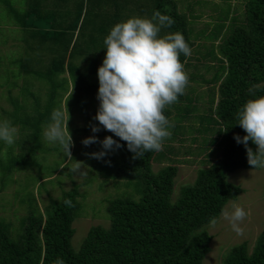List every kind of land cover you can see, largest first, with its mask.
I'll use <instances>...</instances> for the list:
<instances>
[{
    "label": "trees",
    "instance_id": "16d2710c",
    "mask_svg": "<svg viewBox=\"0 0 264 264\" xmlns=\"http://www.w3.org/2000/svg\"><path fill=\"white\" fill-rule=\"evenodd\" d=\"M200 1L150 0L151 6H172V11L164 14L171 16L175 23L171 28H162L159 35L180 32L191 51L194 47L204 45L195 42L199 33L205 30L204 27L194 33L186 14L177 10L178 5H184L196 11L194 7L198 3L200 5ZM100 3L104 4V1L97 0V4ZM61 6L64 7L58 9L62 11L55 9L53 12L58 10L55 14L59 19L61 17L62 30L55 32L53 36L46 35L45 44L54 40L53 47L55 43L62 48L71 45L73 51L74 48H79L78 36L84 29L82 4L76 8L80 11L74 13L68 6ZM70 13L72 15L69 18ZM104 15L105 13L95 16V20L99 17L100 23L96 25V36H92L93 46L87 45L84 53L80 51L75 64L69 60L65 68L63 60L59 65L53 59L54 61L43 67L45 71H38L39 79L45 80L52 88L48 92V102L45 109L40 111L39 108L43 105L40 99L35 98L32 105L36 114H26V109L31 108L27 105L26 97H23V105L17 104L14 112L20 106L24 113L18 122L21 127L19 133L23 138L17 142L22 141L27 153L24 156L23 153L17 157L6 156L7 164H1L4 171L10 174L13 169L23 167L41 148L42 127L50 122L57 96L60 95L58 91H66L68 81L78 82L82 87L87 84V91H92V87L93 90L99 87L97 69L102 64L106 49L97 45V40L102 31H106L101 24ZM152 15L153 12H150L149 16ZM120 18L121 16L118 19ZM239 18V14L232 16L231 22L235 25L229 23L228 28L233 26L226 35L222 34L224 23L221 26L217 22L209 27L213 39L202 52V57L205 61L213 59L216 63L205 64L204 68H213L214 72L209 79L201 80L217 84V88L209 89V96L205 101L208 104V113L198 112V101L192 98L185 100V93L179 96L178 102L164 111L174 125L170 129L169 139H181L179 137L189 132L195 141L201 136L205 144L201 143L197 150L216 145L214 151L219 158L208 167L198 168L193 183L182 185L178 197L172 202L178 165L168 163L157 171L152 169L154 161L169 158L165 150L145 153L144 157L133 159L134 154L128 150L126 143L113 135V139L122 145L118 148L120 159L113 163V170L108 165H103L102 174L109 177L114 173L117 177L126 179L125 184L134 186L139 198L122 196L109 200L106 206L109 225H91L77 248L72 244L75 233L73 223L81 215L82 207L78 199L81 194L77 188L65 191L60 200L49 197V202L42 209L38 203L28 202L27 213L20 218L18 230L11 222L0 218V264H52L58 257L65 264H202L204 256L210 251L209 243L212 239V235L203 228L210 224V218H218L228 201L236 199L243 191L239 185L227 180V173L238 168H253L247 162L245 146L234 139V135H246L236 124V112L247 100L264 95V0L247 2L244 18ZM118 19L114 20V24L122 22ZM58 21H52V24ZM239 21L241 24L237 25ZM22 25H26V22L22 21ZM70 32L72 34L68 37ZM217 38L220 42L214 44ZM200 49H194V52H201ZM199 55L195 57L196 60L202 59ZM190 59V56L181 54L184 70L190 65ZM66 70L70 76L60 77ZM197 75L196 72L189 73V80H197ZM93 78L98 83L89 81ZM253 86L257 87L254 94L249 92ZM172 109L182 112L179 120L171 116ZM248 146L255 151L256 145L251 141ZM165 147L168 153L172 152L173 147L172 150L171 146ZM65 200H70L72 206L66 205ZM223 264H264V229L256 237L251 249L247 241L233 246L225 255Z\"/></svg>",
    "mask_w": 264,
    "mask_h": 264
},
{
    "label": "rangeland",
    "instance_id": "374dc122",
    "mask_svg": "<svg viewBox=\"0 0 264 264\" xmlns=\"http://www.w3.org/2000/svg\"><path fill=\"white\" fill-rule=\"evenodd\" d=\"M103 1L104 4L98 5L97 0H0V119L10 120L20 131L19 117L24 113L20 106L17 112L14 111L18 106L17 104L23 105L25 101L23 97H26L27 105L31 106L30 109H26V114H36L32 105L35 103V98L40 99L39 101L43 105L39 108L40 111L45 109L48 102V92L52 88L45 80L39 79L40 70L45 71L43 67L49 65L53 59L58 61L59 65L63 60L65 68L69 60L75 64L79 58V52L83 51L84 53L87 45L93 46L92 36H96L94 33L97 31L96 25L100 23L99 17L95 20L97 14L100 16L105 13L101 24L106 28V31H102L101 34L98 33L100 35L97 40V45L104 46L103 41L109 34L108 30L114 24V20L116 21L120 16L121 18L118 20L126 21L132 17L151 18L149 13L153 12L154 14L157 10L162 14L172 11V6L169 5L164 7L151 6L150 0ZM249 1L213 0L212 3V0H203L204 9L198 8L197 11L186 8L184 5L177 6L180 13L186 14L190 26H193L194 33L200 31L202 27L205 29L195 39L196 43H204V45L198 44L199 46L194 47L196 50L201 48V52L195 53L192 49L190 65L185 67L188 75L192 72L198 73V79L189 80L185 90L187 96L185 100L192 98L198 101V112L208 113V104L205 101L209 96V89L210 87H214L215 90L217 88V84L201 80L202 78L209 79L214 72L213 68H204L205 64L216 63L213 59L205 61L202 57V52L213 39V33L209 27L214 26L217 22L220 25L224 23L225 28L222 34H228L231 27L235 25L234 22H231L232 16L239 14L240 18L243 19L245 5ZM61 4L68 6L73 13L80 11L76 8L77 5L82 4V16L85 17L84 29L78 36L79 48L76 47L73 51L71 45L62 48L58 43H55L56 45L53 47L54 40L45 44L46 35L53 36L55 32L62 30L61 17L59 19L55 14L61 10L58 9L59 7H64ZM55 9L58 10L53 12ZM114 10L115 12H113ZM68 15L70 18L72 13ZM118 15L120 16L117 18ZM54 19L59 21L52 24ZM22 21H25L26 25H22ZM230 22L233 25L228 28ZM236 24L240 25L241 21ZM71 34L72 32L68 33L67 36L69 37ZM219 42L220 39L217 38L214 44H219ZM198 55L202 59L196 60L195 57ZM69 76L70 74L66 70L60 77ZM93 77L97 78L96 75ZM94 78L89 79V81L94 84L98 83ZM68 82L67 86L65 85L66 91H58L60 95L57 96V104H55L54 109L64 108L66 110L68 108L70 116L68 127L74 141V146L71 148L72 158L83 162L86 174L71 171L74 161L67 159L60 146L44 140V125L41 133V148L35 152L27 164L13 169L10 174L1 168V164H7L6 160L9 156L17 157L22 153L23 156L26 155L27 148L22 141V144L17 142L23 138L21 133L12 146L0 141V218L11 222L18 230L20 218L27 213L28 202L38 203L42 209L49 202V197L60 200L65 191L77 188L81 194L78 199L82 205L81 215L73 223L75 233L72 244L77 248L91 225L101 224L105 227L109 225V216L106 210L109 200L122 196L138 199L139 196L134 186L125 184L126 179L117 177L114 173L110 174L109 177L102 174L103 165H108L111 169L114 168L113 163L116 160L119 161L118 149L109 151L105 157L98 160L88 154L101 151V145L96 143L84 146L81 143L84 138L92 135L97 136L99 140L114 135L102 127L98 133H93L89 127L90 124L98 125V121L93 120L99 106V101L96 98L98 87L94 90L92 87V91H87L85 89L87 84L82 87V84L78 82L72 80ZM172 111L171 116L179 120L182 112L177 109H172ZM175 115L178 116L175 117ZM194 124L196 125V122ZM179 138L181 139L176 137L164 141L166 146H171V150L173 147L172 152L168 153L165 145H163L164 152L170 159L165 158L152 163L153 171L159 170L168 163L178 165L171 195L172 202L178 197L182 185L193 183L198 168L208 167L219 158L218 153L214 151L216 145L197 150L201 143L205 144L202 142L201 136H198L195 141L192 138V133L189 132ZM227 180L239 185L243 190L236 199L228 201L224 206V209L230 208L235 203L242 206L248 213L240 224L243 235H237L231 229L228 221L224 220L220 214L214 228L210 224L203 228L212 235V239L209 243L210 251L204 256L202 264H223L228 251L243 241H247L249 249H251L256 237L264 229V168H238L227 173Z\"/></svg>",
    "mask_w": 264,
    "mask_h": 264
},
{
    "label": "clouds",
    "instance_id": "9594fccd",
    "mask_svg": "<svg viewBox=\"0 0 264 264\" xmlns=\"http://www.w3.org/2000/svg\"><path fill=\"white\" fill-rule=\"evenodd\" d=\"M174 23L171 16L157 10L151 18L132 17L116 23L103 41L106 54L97 69L99 106L93 117L98 125L89 127L93 133H98L102 127L119 137L134 154L133 159L163 150L164 141L171 137L170 129L174 127L164 111L178 102L189 83L180 56H190L191 48L183 34L159 35L162 28H171ZM256 90L253 86L249 92L254 94ZM69 118L68 108L54 109L50 122L43 127V138L60 146L67 159L74 161L71 171L86 174L83 162L72 158L74 141L68 127ZM235 119L246 133L243 137L234 135V139L245 146L248 164L254 169L264 168V95L247 100L237 110ZM18 136L19 131L10 120L0 119V141L12 146ZM249 141L256 145L255 151L248 146ZM81 143L84 146L100 144L101 151L88 154L98 160L122 146L112 136L99 140L92 135ZM64 203L72 206L70 200ZM247 215L245 209L235 203L221 211V216L237 235H243L240 224ZM217 222L216 217L209 220L213 228ZM52 264L65 262L58 257Z\"/></svg>",
    "mask_w": 264,
    "mask_h": 264
},
{
    "label": "crops",
    "instance_id": "0c3cea01",
    "mask_svg": "<svg viewBox=\"0 0 264 264\" xmlns=\"http://www.w3.org/2000/svg\"><path fill=\"white\" fill-rule=\"evenodd\" d=\"M212 3H213V0H212ZM198 4H199V3H198ZM198 4H196V7H197V8L194 7V8L196 9V11L198 10V8H199V9H204V8H203V4H204L203 0L200 1V5H198Z\"/></svg>",
    "mask_w": 264,
    "mask_h": 264
}]
</instances>
